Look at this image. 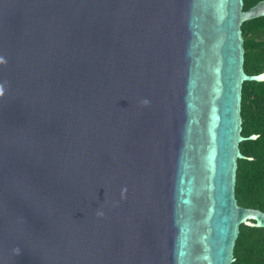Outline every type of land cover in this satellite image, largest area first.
<instances>
[{"label": "water", "instance_id": "water-1", "mask_svg": "<svg viewBox=\"0 0 264 264\" xmlns=\"http://www.w3.org/2000/svg\"><path fill=\"white\" fill-rule=\"evenodd\" d=\"M264 0H0V264H231L241 25ZM250 138H254L252 135Z\"/></svg>", "mask_w": 264, "mask_h": 264}, {"label": "trees", "instance_id": "trees-1", "mask_svg": "<svg viewBox=\"0 0 264 264\" xmlns=\"http://www.w3.org/2000/svg\"><path fill=\"white\" fill-rule=\"evenodd\" d=\"M260 1L243 0V10ZM241 29L244 71L264 73V15L244 21ZM240 114L245 139L239 150L244 158L237 159L235 196L240 206L264 212V80L242 83ZM233 255L231 264H264V227L241 224Z\"/></svg>", "mask_w": 264, "mask_h": 264}]
</instances>
